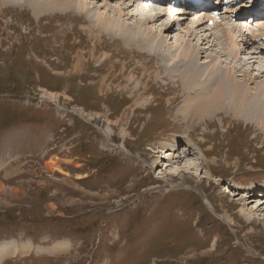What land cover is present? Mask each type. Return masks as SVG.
<instances>
[{
    "label": "rangeland",
    "instance_id": "1",
    "mask_svg": "<svg viewBox=\"0 0 264 264\" xmlns=\"http://www.w3.org/2000/svg\"><path fill=\"white\" fill-rule=\"evenodd\" d=\"M84 1L94 20L104 10L119 17L116 6L136 22L134 11L153 6ZM233 1L248 10L258 2ZM33 4L0 0V264H264V128L225 109L197 120L184 107L183 83L173 91L158 80L146 51L93 28L80 11ZM160 5L153 22L137 25L148 36L159 29L167 44L199 47L197 9L169 27L177 8ZM227 6L217 12L220 30L243 23ZM256 8L243 16L262 22L254 33L264 28ZM224 39L200 49L201 62L217 51L236 64L253 56L251 48L231 56ZM131 40L149 46L146 37ZM186 148V158H168ZM168 164L180 174L167 175Z\"/></svg>",
    "mask_w": 264,
    "mask_h": 264
},
{
    "label": "bare ground",
    "instance_id": "2",
    "mask_svg": "<svg viewBox=\"0 0 264 264\" xmlns=\"http://www.w3.org/2000/svg\"><path fill=\"white\" fill-rule=\"evenodd\" d=\"M207 1L210 2L211 0H207ZM241 1L242 0H236L235 3H240ZM14 2H16L17 4L23 3V5L34 3L32 5L33 8L34 6L41 8L38 11H45L48 9L60 10V11L62 10L64 12L80 11L78 13L83 14L85 18L88 19L92 23L93 28H95V26L98 25L99 31H102V32L106 31L108 34L116 38L123 39L127 44L132 43V45L136 46V48L139 49V51H146V53L151 57L150 59L151 62L154 59H156L155 63H157V65L156 64L155 65L158 69L155 71V74L158 75V80L159 79L164 80L167 85L168 84L170 85L171 83L172 84L171 89L173 91L178 89L179 86H177V84H179L180 82L181 84L183 83L182 85L181 84L179 85L182 86L181 89L184 90L186 94V99L184 100V107L187 108L188 111L190 110V113L192 112L191 110H193L194 112L191 114H193V116L196 115L197 120L199 119L205 120L206 117L208 118L211 115L219 114L222 111V109H225L224 113H226V115L227 113H231V114L235 113L234 117L242 118L244 122H246L247 124H254L259 128H264V83L260 84L259 83L260 81H258L260 78L264 77V63L261 64L259 62V60L264 61V28H260L258 33H254L253 30H251L250 28L252 27L253 23L256 20L253 17V15H250L249 18L243 19V16L246 15V13H244V10L250 11L254 9L255 7H257L256 9L259 11L258 13H261L263 15V13L260 11H264V0H258L256 6L252 4L249 10L246 8L244 9V7L246 6L244 2L240 3L239 5L234 6V7H237V6L243 5L241 9H234L232 7V4L234 3L233 0H226L227 3H225L223 0H216L215 2L212 3V5L203 4L197 7V10H195L196 13H194V16L195 14L197 15H196V18H193L192 22L194 24H197L195 28L198 34H195L194 39L192 40H195L198 37V35H200L199 33L201 32L199 30L202 29L201 26H204L203 36L205 38L203 42H201L199 47H198V44H195V45L188 44L187 42H184L181 40L176 41L175 44H167L166 38L160 35L162 31H160L159 29H158L159 35L154 34L150 30L149 36H148L147 35L148 31L146 30L147 31V34H146V32L142 30L139 27V25H137V24L144 25L146 24L147 21L153 22V20L156 19L159 14H156L157 12L154 13V11L156 10L155 9L156 6L158 7V5H160L159 3L165 4L162 6L160 5L162 7L160 10H165L167 8L168 10L171 9L172 11L173 4H175V7L177 8L176 11H177V14H179V16L175 17L173 12L170 14V19L173 17L175 18L171 20V24L169 25V27L175 25L174 20H177L178 18L182 19L183 17V20L188 19L186 15L190 13L189 11L190 8L186 6L185 0H134L133 1L134 3L136 4L139 3L140 5H144V7H151V4H153L150 10L149 9L147 10L146 8V12H145V9H143L145 14H142L139 12L135 13V11L132 13V16L136 18V22H133L131 20V16L128 13V11H131L129 10V8H127V11H126L127 13L126 12L124 13L123 8L117 9L116 6L113 7V10L119 11V14H120L119 17L107 16L105 14L106 10H104L105 13L101 12L99 14V17L96 20H94V17L92 16L93 14H91L92 11L84 0H80L78 2L77 0H39V1L37 0H14ZM41 3H44V4H41ZM131 5L134 6L135 4H131ZM222 5L224 6L229 5L230 9H227L225 11L234 12L237 20H241L240 22H243V23L242 24L238 23L237 26H234V28L233 27L227 28V29L221 28L222 30H220V28H218L220 27L218 25V22L221 17H220V13H217V12L218 10H220L219 7H221ZM240 10H243V11L240 13H237ZM199 12H201L200 14L202 15V20H201V16L199 15ZM34 14L38 17L40 16V14H37V13H34ZM121 14H123L126 17L128 21L127 24H124L122 22ZM162 15H165V14H162ZM249 19H253V22L251 23V25L248 24ZM205 22H209L211 24L209 26H212V27L207 28L206 24H204ZM261 23L259 22V20L255 22L256 25L261 24ZM177 25H181L180 22ZM192 26H190V30L192 29ZM215 27L217 28L214 31L213 28ZM237 28L239 29L237 30ZM248 29H249V32L247 33H249V35L246 33ZM207 31H211V35ZM218 31L219 32L221 31L222 33L220 37H215L212 33H216ZM236 32L238 33V36L233 35ZM112 33H115L116 35ZM216 36L218 35L216 34ZM144 37L148 39L149 46H144L134 40H131V39H143ZM223 38H225L224 41L227 39L226 42H228V44L233 47V52H231L232 54L230 55L233 56L235 53L239 59L240 58L242 59V57H240L242 53L240 52L241 50L245 51L246 49L251 48L253 56L249 58L247 57V58L250 59V61H252L253 66L258 64L256 62H259L256 70H254V68L251 67L252 64L251 65L249 64L250 62H248L249 61L248 59L247 60L243 59V61L240 60L239 63L237 64L230 61V58H228V60L223 59L222 57H226L227 54H225V52H222V51L216 52L217 55L220 54L219 58H216L214 60H209L210 56L208 55L206 57L207 61L201 62L199 58V54L200 52L203 53V51H200V49L214 50L219 45L218 42L222 40ZM204 44L205 46L201 48V45H204ZM238 45L240 46L242 45V48H239ZM222 60H224L223 63L227 65L229 64L230 66L226 67L224 64H220ZM137 65L139 68V65H141V63L138 62ZM248 66H250L249 68H251V71L255 72V74L250 72L247 68L245 69V67H248ZM236 70L242 73L241 75H243V80L242 79L240 80L239 78H237V75L235 72ZM176 74L178 75L176 76ZM213 85H216L214 90H212ZM155 106L159 107L158 104ZM181 108H182V105H181ZM181 111L183 110L181 109ZM184 114L186 113L184 112ZM188 115L191 116L190 114ZM185 119H186V116L183 118V120L186 121L187 119L186 120ZM190 153H193V151L192 149L188 148L186 153L184 152V155L174 156V154H172V156L170 155V157L168 156V158L173 159V160H174V157L178 159H180L181 157L186 158L188 155H190ZM165 154H166V151H165ZM187 160L188 159H186V162ZM174 163H179V160L175 161ZM186 164H188V166H185V167H187L188 169L191 163L187 162ZM168 166L171 167V172H169L167 175L180 174L179 173L180 168L179 170H177V168H175V166H173L172 164H168ZM261 200H258V202L263 203L261 202ZM258 208L259 206L256 207L255 210H257ZM20 246L22 245H19V247Z\"/></svg>",
    "mask_w": 264,
    "mask_h": 264
}]
</instances>
